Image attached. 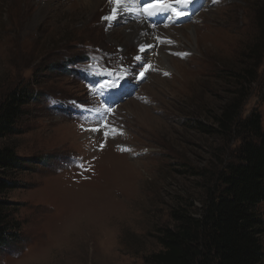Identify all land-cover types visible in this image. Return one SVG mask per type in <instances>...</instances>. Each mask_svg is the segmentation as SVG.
<instances>
[{"label": "rangeland", "instance_id": "rangeland-1", "mask_svg": "<svg viewBox=\"0 0 264 264\" xmlns=\"http://www.w3.org/2000/svg\"><path fill=\"white\" fill-rule=\"evenodd\" d=\"M129 1L0 0V102L22 85L38 95L4 142L33 162L8 195L20 229L0 264H147L173 210H201L236 160L240 139L201 125L212 130L236 92L233 72L264 41V0H164L182 18L148 15L156 0L129 12ZM140 18L161 30L153 54L119 35ZM260 66L243 117L259 112L264 130Z\"/></svg>", "mask_w": 264, "mask_h": 264}, {"label": "trees", "instance_id": "trees-1", "mask_svg": "<svg viewBox=\"0 0 264 264\" xmlns=\"http://www.w3.org/2000/svg\"><path fill=\"white\" fill-rule=\"evenodd\" d=\"M262 39L244 54L241 68L233 72L236 92L218 115L210 117L212 130L201 125L205 134L239 138L236 160L218 171L201 210L194 211L189 203L173 210L174 226L161 232L163 248L148 255L147 264H264L263 117L257 111L243 117L245 104L260 79ZM37 97L34 88L22 85L0 102V248L17 238L20 224L8 195L19 186L15 179L18 172L33 162L17 156L15 148L4 142L19 135L17 126L24 109Z\"/></svg>", "mask_w": 264, "mask_h": 264}, {"label": "bare ground", "instance_id": "bare-ground-1", "mask_svg": "<svg viewBox=\"0 0 264 264\" xmlns=\"http://www.w3.org/2000/svg\"><path fill=\"white\" fill-rule=\"evenodd\" d=\"M84 3L90 4L92 7H94V10L98 8V6L101 3V0H83ZM123 2V1H122ZM131 4L138 7L136 0H130L129 1V12H131ZM45 10V9H42ZM112 10H114L112 8ZM111 10V11H112ZM140 10V9H139ZM140 14V12H139ZM111 24V23H110ZM145 21H143L142 18L134 21L132 24H130L126 30L123 32H120L119 35H125L126 37H131L137 47L143 48L144 51H140V53H147V54H153L155 53L159 46V39H161V30H155L147 25ZM176 27V26H175ZM174 26L171 28H168L167 30H171L175 28ZM165 30V29H164ZM189 29L178 31L177 34L180 35L182 38H188ZM169 38H172L170 35ZM160 52V50L158 51ZM161 54L163 57H166L164 53L161 51ZM160 62V60H158Z\"/></svg>", "mask_w": 264, "mask_h": 264}, {"label": "snow or ice", "instance_id": "snow-or-ice-1", "mask_svg": "<svg viewBox=\"0 0 264 264\" xmlns=\"http://www.w3.org/2000/svg\"><path fill=\"white\" fill-rule=\"evenodd\" d=\"M117 3H119V0H116ZM174 3L176 4H185V5H190L192 3H194V0H174ZM171 10V12L174 14V16L176 18H182L183 16L187 15L188 13H185L183 11L177 10L175 7H173L172 3H166L164 2V0H156L155 3H153L152 5H150L148 7V9H146L148 15L152 16V15H156L158 13H162V12H167ZM141 51H144V49L142 48ZM179 55V53H177ZM137 59H139V57H137ZM150 67V65H149ZM148 68L145 69V71H147ZM144 73H140V76L143 77ZM94 130H98L94 129ZM122 134V133H121Z\"/></svg>", "mask_w": 264, "mask_h": 264}]
</instances>
